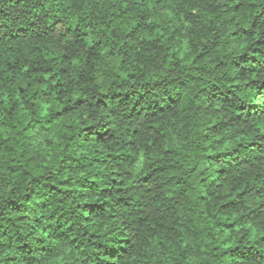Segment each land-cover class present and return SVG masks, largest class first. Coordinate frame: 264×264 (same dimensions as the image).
Wrapping results in <instances>:
<instances>
[{
  "label": "trees",
  "instance_id": "obj_1",
  "mask_svg": "<svg viewBox=\"0 0 264 264\" xmlns=\"http://www.w3.org/2000/svg\"><path fill=\"white\" fill-rule=\"evenodd\" d=\"M0 264H264V0H0Z\"/></svg>",
  "mask_w": 264,
  "mask_h": 264
}]
</instances>
